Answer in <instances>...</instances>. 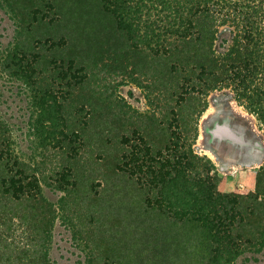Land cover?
<instances>
[{"label": "trees", "instance_id": "16d2710c", "mask_svg": "<svg viewBox=\"0 0 264 264\" xmlns=\"http://www.w3.org/2000/svg\"><path fill=\"white\" fill-rule=\"evenodd\" d=\"M3 1L17 33L0 70L24 82L42 151L18 155L0 117V264H51L60 214L88 264L262 251L264 165L254 190L221 192L194 145L214 92L264 123V0ZM134 82L150 112L131 106Z\"/></svg>", "mask_w": 264, "mask_h": 264}, {"label": "rangeland", "instance_id": "374dc122", "mask_svg": "<svg viewBox=\"0 0 264 264\" xmlns=\"http://www.w3.org/2000/svg\"><path fill=\"white\" fill-rule=\"evenodd\" d=\"M16 33L17 24L0 0V64L5 52L12 47ZM132 90L131 106L139 113L150 112L152 105L142 84L134 82ZM226 93H212L207 109L197 116L198 136L194 149L213 166L219 178V191H251L255 188L256 174L264 165V123L242 102L233 101ZM213 97L218 99L216 103ZM33 113L24 82L0 70V117L10 126L16 151L25 160L39 157L42 151L31 126ZM227 121L234 133L233 141L222 139L212 145L208 130L215 124L223 126ZM44 192L53 202L60 196V192L49 189ZM48 247L51 264H88L85 242L61 214L54 223ZM234 264H264V247L257 254L245 252Z\"/></svg>", "mask_w": 264, "mask_h": 264}, {"label": "flooded vegetation", "instance_id": "af4514ba", "mask_svg": "<svg viewBox=\"0 0 264 264\" xmlns=\"http://www.w3.org/2000/svg\"><path fill=\"white\" fill-rule=\"evenodd\" d=\"M217 98L216 97H213V101L216 103L217 102ZM217 126L218 125H214L211 129L208 130V134L210 135V143L212 145H214V143L216 144L218 141L222 140V139H227L226 142H229V141H233V138L231 137H227L223 134L222 130H217ZM213 130H216L217 132L216 133H212Z\"/></svg>", "mask_w": 264, "mask_h": 264}, {"label": "water", "instance_id": "95a60500", "mask_svg": "<svg viewBox=\"0 0 264 264\" xmlns=\"http://www.w3.org/2000/svg\"><path fill=\"white\" fill-rule=\"evenodd\" d=\"M217 130H222L223 134L227 137H231L234 136V133L229 131L225 126H217ZM216 130H213L212 133H216Z\"/></svg>", "mask_w": 264, "mask_h": 264}]
</instances>
